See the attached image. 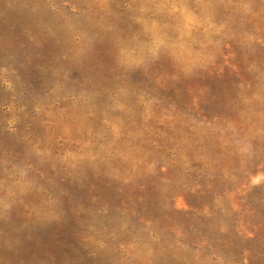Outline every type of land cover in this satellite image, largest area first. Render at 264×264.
Wrapping results in <instances>:
<instances>
[{
  "label": "rangeland",
  "instance_id": "1",
  "mask_svg": "<svg viewBox=\"0 0 264 264\" xmlns=\"http://www.w3.org/2000/svg\"><path fill=\"white\" fill-rule=\"evenodd\" d=\"M0 264H264V0H0Z\"/></svg>",
  "mask_w": 264,
  "mask_h": 264
}]
</instances>
